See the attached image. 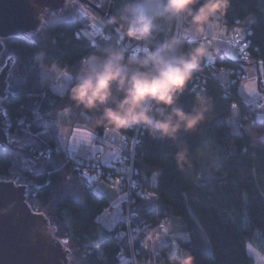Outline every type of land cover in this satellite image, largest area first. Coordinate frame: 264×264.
Masks as SVG:
<instances>
[{
  "label": "trees",
  "instance_id": "1",
  "mask_svg": "<svg viewBox=\"0 0 264 264\" xmlns=\"http://www.w3.org/2000/svg\"><path fill=\"white\" fill-rule=\"evenodd\" d=\"M87 1L82 4L90 15L103 21V36L99 33L94 40L84 36L82 30L89 20L69 10L46 21L41 30L1 40L0 70L6 65L8 70L6 96L0 100L7 132V144H0V181L15 179L16 186L25 188L28 208L46 218L54 239L68 252L69 264H166L173 248L189 251L195 264H253L246 251L249 244L264 256V100L252 106L238 89L247 66L255 65L257 73L264 75V0H230L221 19L224 29L231 33L252 18L247 30L240 32L250 42L249 61L218 51L214 69L206 64L194 73L179 105L191 111L197 94L212 102L194 133L181 132L176 142L152 137L140 128L123 133L125 146L120 154H128L133 144V178L143 191L153 193L146 200L131 192V245L125 235L123 201L122 218L112 228L98 220L110 203L93 188L98 182L108 184L115 173L102 168L110 173L100 175L94 186L88 187L76 169L85 161L98 166L110 163L69 157L57 143L60 112H67L70 126L90 131L89 118L71 106L67 96L74 80L60 96L50 91L41 77V68L52 66L74 76L83 57L117 46L115 27L108 21L124 0ZM164 29L178 31L175 24L164 25ZM163 38L162 32L156 42ZM190 46L191 42L185 41L183 48ZM127 54L133 50L129 48ZM220 70L226 81L217 76ZM257 89L264 96L258 82ZM235 115L237 132L228 124ZM94 134L103 136V129H95ZM182 148L188 149L190 160L183 170L175 161ZM116 189L122 195L125 192ZM171 221L182 226L185 237H173L154 249L151 244ZM160 223L164 228L159 230ZM155 230H159L156 237L152 234Z\"/></svg>",
  "mask_w": 264,
  "mask_h": 264
},
{
  "label": "clouds",
  "instance_id": "2",
  "mask_svg": "<svg viewBox=\"0 0 264 264\" xmlns=\"http://www.w3.org/2000/svg\"><path fill=\"white\" fill-rule=\"evenodd\" d=\"M230 0H124L108 23L115 27L117 46L83 57L68 88L71 106L89 118L90 132L123 138L130 128L176 142L181 132L194 133L211 110V99L197 94L191 111L179 105L195 72L214 62ZM103 22V21H102ZM177 26V32L164 25ZM164 33L158 42L157 36ZM185 41L190 47L183 48ZM124 45V46H121ZM133 54H127L128 49ZM71 112V107L69 108ZM176 166H190L189 152L175 155ZM260 259L264 260V256ZM166 264H195L187 250L173 248Z\"/></svg>",
  "mask_w": 264,
  "mask_h": 264
},
{
  "label": "water",
  "instance_id": "3",
  "mask_svg": "<svg viewBox=\"0 0 264 264\" xmlns=\"http://www.w3.org/2000/svg\"><path fill=\"white\" fill-rule=\"evenodd\" d=\"M64 0H0L1 40L40 29L64 7ZM87 4V0H77ZM63 4V5H62ZM66 4V3H65ZM108 19L103 11L91 6ZM8 66L0 70V100L6 96ZM5 115L0 111V144H7ZM25 188L0 181V264H67V252L52 237L43 215L36 214L25 202Z\"/></svg>",
  "mask_w": 264,
  "mask_h": 264
},
{
  "label": "crops",
  "instance_id": "4",
  "mask_svg": "<svg viewBox=\"0 0 264 264\" xmlns=\"http://www.w3.org/2000/svg\"><path fill=\"white\" fill-rule=\"evenodd\" d=\"M249 22L246 24L245 27L241 30V33H244L247 30ZM225 27L222 24V21H219L218 26L214 29L215 31H221V38L215 45L219 51H223L224 54L232 58V55L234 54V59H235V53L232 50V47L227 40L229 38V32L224 29ZM234 31H238L235 29ZM239 32V31H238ZM240 33V32H239ZM232 58V59H233ZM56 71V70H55ZM60 72L64 71H57V74H55L54 79L47 80L48 75L51 74V77L53 73L50 70L46 71H41V77L43 78L44 76L46 77L47 82L45 83L48 85L50 88V91L55 92L58 95H63L68 88L70 82L72 79H65L63 76L60 75ZM69 76H71L69 74ZM239 91V89H238ZM240 93V92H239ZM242 96V95H241ZM264 98L263 95H260V100ZM259 100V98H258ZM254 106V104H250ZM67 112H60L57 116V121H56V140L59 143V146L63 152L69 156V157H74V156H80L84 157L87 159H96L99 160L102 163H110L117 155L121 153V150H123L125 146V142L120 139V138H115V137H110L104 135L103 136H97L95 134H92L90 131H88L86 128L83 127H73L70 126L69 122H67ZM88 134L85 138V136ZM90 134V135H89ZM68 142L73 143V146L68 148ZM87 144L89 145L95 144L98 146V148H93L88 151L87 149H82L81 150V145L82 144ZM94 192L100 196H104L108 199L110 203V209H109V217L111 219H107L106 222L101 223L103 226L106 225L107 223L112 224L110 226H104V227H109L112 228L114 224L117 223L122 218V195L120 191H115L113 189H110L106 186L105 183L103 182H98L95 183V186L93 188ZM117 214V218L112 215L113 213ZM176 237V238H184L185 234L183 233V228L182 226L177 222V221H171L168 222V225L166 227V230L160 235L157 239L153 241V246L154 249L158 247H163L168 243V240L171 238Z\"/></svg>",
  "mask_w": 264,
  "mask_h": 264
},
{
  "label": "built area",
  "instance_id": "5",
  "mask_svg": "<svg viewBox=\"0 0 264 264\" xmlns=\"http://www.w3.org/2000/svg\"><path fill=\"white\" fill-rule=\"evenodd\" d=\"M103 36V33H102ZM229 40L232 41L233 43V47L234 49V53L237 59H239L240 61H249V51H248V47H249V40L246 39V37L244 35H241L240 33H236L235 31H231L230 35H229ZM216 60V59H215ZM215 60L214 62L207 64V66L211 69H214L215 67ZM260 82H261V86L264 88V75H261L260 77ZM260 84V83H259ZM0 111L3 114V111L0 109ZM133 144L130 147L129 153L128 154H120L117 155L108 166H98L97 163L94 162H89V161H85V162H80L79 165H77L76 169L77 171H79V173L85 178V184L88 187H93L94 184L97 180L98 177L100 175H105L108 174L110 172L108 171H104L102 168L104 169H110L112 173H115V178H113L112 180H110L109 187L110 188H120L122 190H124V200L123 203H125L124 205V209H123V223L125 225V235H127L128 241L131 245V237H132V218H131V227L129 228V224L128 222L125 220V218H127L129 215L132 217L130 208H129V204H130V195L131 192H134L135 195L143 198V199H150L151 197H153V193L152 192H148V191H143V189L140 187L139 183L136 182L137 180L135 178H133ZM14 185H16V180H12L11 181ZM133 182H135V187H133ZM152 194V195H150ZM164 225L163 223H160L158 226V229H163ZM159 230H155L152 234L154 237L158 236V231Z\"/></svg>",
  "mask_w": 264,
  "mask_h": 264
},
{
  "label": "rangeland",
  "instance_id": "6",
  "mask_svg": "<svg viewBox=\"0 0 264 264\" xmlns=\"http://www.w3.org/2000/svg\"><path fill=\"white\" fill-rule=\"evenodd\" d=\"M69 10L76 11V12H78L79 14L83 15L86 19L89 20V21H88V26L85 27V28L82 30L84 36L88 37L90 40H94V38H95L99 33L102 34V25H101V24H102V21H101L100 19L95 18V17H93L92 15H90L91 13L88 12V10L83 6V4H81V3L78 2L77 0H68V1L66 2V4H64V7L62 8V10H61L60 12H58V13H56V14H54V15L48 16V19H47L46 21H48V20H50V19H53V18L60 17V16L63 15L66 11H69ZM251 19H252L251 17L247 18L245 21H243V22L241 23L240 26H238V27L235 28V29H237L239 32H241V30L243 29V27H245L246 24H247L248 22H250ZM46 21H45V22H46ZM44 24H45V23H44ZM44 24H43V25H44ZM43 25H42V26H43ZM42 26H41V28H43ZM41 28H40V30H41ZM37 30H38V29H37ZM33 31H34V30H33ZM238 31H235V32H236V33H239ZM31 32H32V31H31ZM227 40L229 41V43H230L232 49H234L232 41L229 40V38H228ZM233 51H234V50H233ZM233 57H234V54L232 55V58H233ZM37 61H38V62L40 63V65H41L40 57H37ZM6 66H7V65H6ZM41 66H42V65H41ZM256 69H257V68H256L255 65H249V66H247V67L245 68L246 73H245V76H244V80H243V82L240 84V86H239V91H238V92H240V94H241L242 97L246 100L247 103H249V104H254V105L257 104L258 98H259V100H260V95H262L261 93H259V91H257V90H258V89H257V82L261 84L259 76H261L262 74H258ZM46 70H50V71L53 73L52 77H51V74L48 75L47 80H50L51 78L54 79V78H55V74H57V71H59V69H56V67H54V66H52V67H50V68H45V67L41 68V71H42V72H43V71H46ZM55 70H56V71H55ZM258 70L261 71L260 68H259ZM260 73H261V72H260ZM217 76L220 78L221 82L227 80V78L224 76V74H223V72H221V70L218 71ZM47 80H46V77H45V76L42 78V82H44V84L47 82ZM261 85H262V84H261ZM262 99H264V98L262 97ZM262 106H263V105H262ZM236 123H237V121H236V115H235L234 118H233L232 120H230V122L228 123V124H230V126H231V130L234 131V132H237V131H238V127H237L238 124H236ZM87 135H88V134L83 135V136H85V138H86V137H88ZM89 135H90V134H89ZM68 146H69L68 148H70L71 146H73V143L68 142ZM93 148H98V146L95 145V144L89 145V143H88V145H87V144H84V143L81 145V150H82V149H87L88 151H90V149H93ZM9 182H11V181H9ZM105 184H106V186L108 187V184H107V183H105ZM111 189H112V188H111ZM113 190H115V191H119V190L116 189V188H113ZM121 195H122V194H121ZM124 197H125V194L122 195V201L124 200ZM109 209H110V208H109ZM109 209L103 211V213L98 217V220H99L101 223H103V224H104V222L107 221L108 218L111 219V217H112V216L109 217ZM112 215H114V217L117 218V214H116V212L113 213ZM43 218H44V216H43ZM112 218H113V217H112ZM44 219L46 220V218H44ZM46 223H47V227H48V229H50V226H49V224H48L47 221H46ZM111 224H112V222H111V223H107V224L104 225V226H110ZM106 228H109V227H106ZM52 237H53V235H52ZM53 238H54V237H53ZM63 242H65V240H64ZM60 245H61V244H60ZM96 246H97V244H94L93 248L96 249V250H98V248H97ZM246 251H247L248 255L252 258L251 261L253 262V264H264V260L260 259V257L263 256V255L260 254L257 250H255V248L252 247V245L249 244V245L247 246V250H246ZM67 255H68V252H67ZM66 259H68V256H67ZM131 259H132V258H131ZM67 264H69V261H68Z\"/></svg>",
  "mask_w": 264,
  "mask_h": 264
},
{
  "label": "snow or ice",
  "instance_id": "7",
  "mask_svg": "<svg viewBox=\"0 0 264 264\" xmlns=\"http://www.w3.org/2000/svg\"><path fill=\"white\" fill-rule=\"evenodd\" d=\"M133 187H135V182H133V185H132ZM150 195H152V194H150ZM131 211V210H130ZM131 216L129 215L127 218H125V220L128 222V224H129V228L131 227ZM134 230H136V231H138V229H134Z\"/></svg>",
  "mask_w": 264,
  "mask_h": 264
},
{
  "label": "flooded vegetation",
  "instance_id": "8",
  "mask_svg": "<svg viewBox=\"0 0 264 264\" xmlns=\"http://www.w3.org/2000/svg\"><path fill=\"white\" fill-rule=\"evenodd\" d=\"M67 1H68V0H64V1H63V4H65ZM63 4H62V5H63Z\"/></svg>",
  "mask_w": 264,
  "mask_h": 264
}]
</instances>
